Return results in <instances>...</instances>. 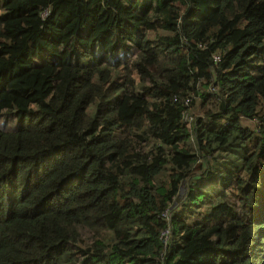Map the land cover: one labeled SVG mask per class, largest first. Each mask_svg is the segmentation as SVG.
Segmentation results:
<instances>
[{
  "label": "trees",
  "instance_id": "1",
  "mask_svg": "<svg viewBox=\"0 0 264 264\" xmlns=\"http://www.w3.org/2000/svg\"><path fill=\"white\" fill-rule=\"evenodd\" d=\"M0 264H264V0H0Z\"/></svg>",
  "mask_w": 264,
  "mask_h": 264
},
{
  "label": "rangeland",
  "instance_id": "2",
  "mask_svg": "<svg viewBox=\"0 0 264 264\" xmlns=\"http://www.w3.org/2000/svg\"><path fill=\"white\" fill-rule=\"evenodd\" d=\"M184 195V193L182 194V196ZM193 220L190 221V223H192Z\"/></svg>",
  "mask_w": 264,
  "mask_h": 264
},
{
  "label": "built area",
  "instance_id": "3",
  "mask_svg": "<svg viewBox=\"0 0 264 264\" xmlns=\"http://www.w3.org/2000/svg\"><path fill=\"white\" fill-rule=\"evenodd\" d=\"M168 233H165V235H167Z\"/></svg>",
  "mask_w": 264,
  "mask_h": 264
}]
</instances>
